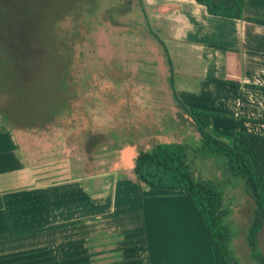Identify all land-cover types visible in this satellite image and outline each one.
<instances>
[{"label": "rangeland", "instance_id": "rangeland-1", "mask_svg": "<svg viewBox=\"0 0 264 264\" xmlns=\"http://www.w3.org/2000/svg\"><path fill=\"white\" fill-rule=\"evenodd\" d=\"M71 1L0 0V122L17 135L18 153L26 163H37L41 169L50 154L59 156L52 165H59L57 161L62 164L39 170L42 177L56 176L57 171L69 174L73 169L68 163L71 160L74 167L75 156L78 162L83 159L78 167L81 173L121 170L134 176L132 167L139 149H150L161 141L184 143L194 175L211 180L224 194V205L230 209L225 218L232 238L230 248L240 264H258L251 260L246 239L254 205L243 179L223 166L222 156L204 155L197 148L201 136L173 97L179 80L175 72L174 11L152 8L149 0H81L83 8L78 9L82 12L66 15L65 6ZM59 14L65 15L58 29L66 44L54 49L52 32ZM17 18L21 30L33 23L44 38L46 50L40 49L43 53L37 63L26 45L17 47L14 43V36L19 34ZM158 37L164 41L172 69ZM38 40L32 43L39 45ZM59 49L71 53L65 60L68 65L55 56ZM62 78L68 83L56 86ZM22 79L28 80L26 89ZM60 91L70 108L54 121L37 120L47 116L37 110L47 107L49 96ZM228 124L230 128L232 123ZM208 130L222 138L230 137L228 127L216 117ZM138 211L131 224L136 232L143 228L141 209ZM91 245L85 241L80 247L73 243L63 250L43 253L40 247L30 248L26 239H5L0 241V264H89L88 256L79 259L75 253ZM259 245L264 252L262 234ZM217 258L223 264L218 254Z\"/></svg>", "mask_w": 264, "mask_h": 264}, {"label": "crops", "instance_id": "crops-1", "mask_svg": "<svg viewBox=\"0 0 264 264\" xmlns=\"http://www.w3.org/2000/svg\"><path fill=\"white\" fill-rule=\"evenodd\" d=\"M149 2L175 13V91L184 103L218 112L212 118L230 137L264 133V0H244L240 18L211 14L196 0ZM18 149L17 135L0 122V241L26 239L43 253L90 241L75 253H89V264H221L184 191L140 185L121 170L81 173L78 156L69 174L42 177L62 164L52 165L59 156L41 169Z\"/></svg>", "mask_w": 264, "mask_h": 264}, {"label": "trees", "instance_id": "trees-1", "mask_svg": "<svg viewBox=\"0 0 264 264\" xmlns=\"http://www.w3.org/2000/svg\"><path fill=\"white\" fill-rule=\"evenodd\" d=\"M80 1L81 0H72L71 3H68L69 5L66 4L64 9L66 10V15L67 13H74L77 15L82 12L78 9V6L81 5L83 8V2ZM196 1L203 4L206 10L211 14L235 18L243 16L244 0ZM64 16L63 14H59L58 21H55L52 32V36L55 39V43H52L54 49H56L55 47H60V45L63 47L66 44L58 29L59 20ZM20 20L24 19L20 17ZM16 21V29L19 31V34L14 36V43L17 47L26 45L27 50L33 52L37 58L34 62L40 60L39 58H41L42 53L46 50L44 38L36 29V26H33V23L29 29L23 27L21 30L22 23L18 18L15 22ZM21 34L24 38H22ZM35 38L39 39L38 41L41 45L32 43ZM158 39L166 50L168 63L170 69H172L171 59L164 41L160 37H158ZM21 40L23 42L18 46ZM32 46H34V48ZM43 47L44 51L40 54V49L42 50ZM62 49L58 51L55 50L54 53L61 64H67L65 60L70 58L69 54L71 53L67 55ZM36 65L37 64H35V66ZM22 80L25 85L24 89H26L28 80ZM229 81L236 83L232 80ZM67 83L68 81L66 78H62V81H58L56 86L61 85L63 87ZM53 94L49 96L50 104H48L47 107L40 108L41 110H37L38 113H46L47 116L37 120L54 121L66 108H70L65 93L60 91ZM173 97L177 104L190 115L201 136V142L197 148L200 149L204 155L216 154L222 156L223 166L231 174L238 175L243 179L245 191L254 205L253 215L246 235L251 260L256 261L258 264H264V252L259 245L260 234H262L264 239V133L236 130L230 138L219 137L208 130L212 116L218 115V112L186 105L178 97L174 89ZM29 104L32 105V100H30ZM6 118L10 119L7 115ZM1 127L7 129L6 125L3 123H1ZM132 169L140 185L145 184L151 187L184 191L196 211L199 220L203 224L222 263L240 264L239 258L230 248L232 238L229 225L225 220L226 216L230 213V209L224 205V194L211 180L194 175L190 163L188 162L187 149L184 143L178 141H161L157 142L150 149L141 148L136 153ZM89 255V253H86L83 255L79 254L78 256L85 257ZM134 259L137 260V258Z\"/></svg>", "mask_w": 264, "mask_h": 264}]
</instances>
